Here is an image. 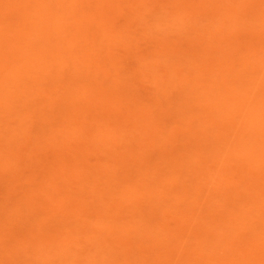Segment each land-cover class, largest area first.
<instances>
[{
	"label": "rangeland",
	"instance_id": "374dc122",
	"mask_svg": "<svg viewBox=\"0 0 264 264\" xmlns=\"http://www.w3.org/2000/svg\"><path fill=\"white\" fill-rule=\"evenodd\" d=\"M38 1L0 0V264H264V0Z\"/></svg>",
	"mask_w": 264,
	"mask_h": 264
},
{
	"label": "bare ground",
	"instance_id": "6f19581e",
	"mask_svg": "<svg viewBox=\"0 0 264 264\" xmlns=\"http://www.w3.org/2000/svg\"><path fill=\"white\" fill-rule=\"evenodd\" d=\"M39 1H42V0H39ZM39 1H38V2H39ZM44 1H45V0H43L42 2H44ZM100 1H101V0H100ZM105 1H106V0H105ZM35 2H36V0H35ZM35 2H34V3H35ZM78 2H79V1H78ZM101 2H102V1H101ZM40 4H42V3L40 2ZM94 4H95V3H94ZM34 5H38V6L36 7V8H37V10H36L37 13H38V11L41 10L40 8L43 7V4H42L41 6H39V4H38L37 2H36V4H34ZM44 5H45V4H44ZM110 5H111V4H110ZM228 5H229V4H228ZM38 7H39V8H38ZM44 7H45V6H44ZM96 7H97V6H96ZM99 7H101V6H99ZM32 8H33V7H32ZM73 8H74V7H73ZM72 10H73V9H72ZM84 12H85V11H84ZM35 13H36V12H35ZM86 13H87V12H86ZM263 14H264V13H263ZM84 15H85V14H84ZM86 15H87V14H86ZM66 16H67V15H66ZM62 17H63V16H62ZM57 18H58V17H57ZM64 18H65V17H64ZM64 18H63V19H64ZM97 18H98V17H97ZM53 19H55V18H53ZM53 19H52V18H49L48 20H49V21H53ZM76 19H77V18H76ZM80 19H81V18H80ZM56 20H57V19H56ZM223 20H224V19H223ZM230 20H231V19H230ZM54 21H55V20H54ZM47 22H48V21H47ZM48 23H50V22H48ZM60 23H61V21H60ZM64 23H65V22H64ZM57 24H58V23H57ZM57 24H56L55 26H58ZM71 24H73V23H71ZM43 25H44V24H43ZM65 25H67V24H65ZM256 25H257V24H256ZM55 26H54V28H55L54 30H55V32L57 33L58 30L56 31V27H55ZM59 26H60V25H59ZM59 26H58V27H59ZM58 27H57V29H58ZM100 28H101V27H100ZM63 29H64L63 26H62V28L60 27V30H63ZM82 29H83V27H82ZM252 30H253V29H252ZM2 31H4V29H3ZM101 32H102V30H101ZM1 33H3V32H1ZM59 33H61V31H59ZM57 34H58V33H57ZM55 35H56V34H55ZM87 35H88V34H87ZM110 35H111V34H110ZM57 36H58V35H57ZM57 36H56V38H57ZM59 36H60V34H59ZM90 38H91V37H90ZM74 39H75V38H74ZM84 39H85V38H84ZM82 40H83V39H82ZM25 41H27V40H25ZM5 42H6V41H5ZM25 43H26V42H25ZM29 43H30V42H27L26 45L29 46V45H30ZM61 43H62V42H61ZM252 44H253V43H252ZM1 45H2V44H0V48L3 46V45H2V46H1ZM18 45H19V44H18ZM60 45H61V44H60ZM258 45H259V44H258ZM16 46H17V45H16ZM20 46H21V45H19L18 47H20ZM27 46H25V44H24V46H23V47L21 46V47L24 48V47H27ZM65 46H66V45H65ZM260 46H261V45H260ZM21 47L17 49V51H19V52H16L17 54H16V53L14 54V55H16V56H15V57H16L15 59L18 58V57H17V55H19L18 53H22V52H21L22 50H19V49H21ZM75 47H76V45H75ZM183 48H184V47H183ZM249 48H250V47H249ZM1 49H2V48H1ZM1 49H0V50H1ZM6 49H7V48H6ZM10 49H11V48H10ZM3 50H5V49H3ZM3 50H2V51H3ZM7 50H8V49H7ZM30 50H31V49H30ZM72 50H73V49H72ZM94 50H95V49H94ZM14 51H15V50H14ZM27 51H28V49L26 50V52H27ZM75 51H76V50H75ZM108 51H109V50H108ZM259 51H260V50H259ZM12 52H13V50H12V51L9 50L8 57H12V56H13V53H12ZM11 53H12V54H11ZM0 54H1V51H0ZM3 54H4V53H2L1 57L3 56V57L5 58V56H4ZM22 54H23V53H22ZM25 54H26V53H24L23 55H25ZM257 54H258V53H257ZM9 55H11V56H9ZM100 56H101V55H100ZM243 56H244V55H243ZM21 57H22V56H21ZM245 57H246V56H245ZM6 58H7V56H6ZM247 58H248V57H247ZM247 58H245V59H247ZM1 59H2V58H1ZM8 59H9V58H8ZM20 59H21V58H18L17 61H18V62H19V61L22 62L23 60H20ZM102 59H103V58H102ZM114 59H115V58H114ZM114 59H113V60H114ZM2 60H3V59H2ZM2 60H0V61H2ZM4 60H5V59H4ZM4 60H3L2 62L5 63L6 61H4ZM14 61H16V60H14ZM24 61H25V60H24ZM255 61H257V60H255ZM7 62H10V61L7 60ZM20 62H19V63H20ZM27 62L29 63L30 60H28ZM49 62H50V61H49ZM234 62H235V61H234ZM252 62H253V61H252ZM261 62H262V61H261ZM15 63H16V62H15ZM22 63H23V62H22ZM55 63H56V62H55ZM7 64H8V63H7ZM7 64H6V65H7ZM17 64H18V63H17ZM17 64H16V65H17ZM24 64H25V62L23 63V65H24ZM26 64H27V63H26ZM260 64L262 65L263 63H260ZM260 64H259V65H260ZM2 65H3V64H2ZM6 65H5V66H6ZM229 65H230V64H229ZM261 65H260V66H261ZM3 66H4V65H3ZM5 66H4V67H5ZM12 66H13V65H12ZM201 66H202V65H201ZM257 66H258V65H257ZM263 66H264V64L262 65V67H263ZM7 67H9V69H10V66H6V68H7ZM19 67H20V65H19ZM19 67H18V68H19ZM56 67H57V66H56ZM12 68H13V67H12ZM14 68L17 69V66L15 67V64H14ZM20 68H23V67H20ZM257 68L259 69V68H261V67H256V69H257ZM3 69L5 70V68H3ZM59 69H60V68H59ZM261 69H262V68H261ZM263 69H264V68H263ZM17 70H18V69H17ZM19 70L21 71V69H19ZM19 70H18V71H19ZM197 70H198V69H197ZM201 70H202V69H201ZM8 71H9V70H6V72H8ZM15 71H16V70H15ZM251 71H252V70H251ZM260 71H261V70H260ZM10 72H11L12 74H14V72H12V69H10ZM10 72H8V73H10ZM197 72H198V71H197ZM220 72H221V71H220ZM262 72H263V71H262ZM262 72H261V73H262ZM8 73H7V75H8ZM17 73H18V72H17ZM256 73L258 74V70H257ZM4 74H5V73H4ZM91 74H92V73H91ZM245 74H246V73H245ZM251 74H252V73H251ZM262 74H263V73H262ZM5 75H6V74H5ZM7 75H6V77H9V75H8V76H7ZM253 75H254V74H253ZM91 76H92V75H91ZM263 76H264V74H263ZM12 77H13V76H12ZM215 77H216V76H215ZM239 77H240V76H239ZM251 77H253V76L251 75ZM251 77H250V78H251ZM256 77L258 78L259 75H257ZM256 77L254 78V82H255ZM241 78H242V77H241ZM241 78H240V80H241ZM250 78H249V79H250ZM83 79H84V78H83ZM260 79H261V80H260ZM260 79H256V80L259 81V84H260V82H262V80H264V79H262V77H261ZM244 80H245V79H244ZM252 80H253V79H252ZM229 81H230V80H229ZM242 81H243V79H242ZM245 81H246V80H245ZM258 81H257V83H258ZM251 82H252V81H251ZM263 82H264V81H263ZM83 83H84V82H83ZM98 83L100 84L101 82H97L96 84H97L99 87H101V90H102L103 87H102L101 85H99ZM230 84H231V83H230ZM254 84L256 85V83H253V86H255ZM259 84H258V85H259ZM97 85H96V87H97ZM238 85H241V84H238ZM72 86H73V85H72ZM241 87H242V86H241ZM86 88H87V87H86ZM225 88H226V87H225ZM244 88H245V87H244ZM247 88H248V87H247ZM258 88H259V87H258ZM258 88H257V89H258ZM66 89H67V88H66ZM72 89H73V88H72ZM245 89H246V88H245ZM262 89H263V87H262ZM252 90H253V89H252ZM252 90L249 89V91H252ZM70 92H71V91H70ZM70 92H69V93H70ZM263 92H264V91H262L261 93L264 94ZM12 93H13V92H12ZM241 93H242V91H241ZM251 93H252V92H251ZM253 93H256V92H253ZM258 93H259V91H258ZM77 94H78V93H77ZM95 94H96V93H94L93 95H95ZM245 94H246V93H245ZM247 94H248V93H247ZM75 95H76V94H75ZM253 95H254V94H253ZM236 96H237V95H236ZM247 96H248V95H247ZM249 96H252V95H249ZM249 96H248V97H249ZM69 97H70V96H69ZM79 97H80V96H79ZM211 97H212V95H211ZM215 97H216V95H215ZM218 97H219V96H218ZM243 97H244V96H243ZM245 97H246V96H245ZM245 97H244V98H245ZM259 97H260V96H259ZM259 97H258V98H259ZM261 97H262V96H261ZM81 98H82V97H81ZM88 98H89V97H88ZM249 98H250V97H249ZM249 98H248V100H247V97H246V101H248V102H247V105H248V104L250 105V103H249L250 101L252 102V100H250ZM212 99H214V98L212 97ZM259 99H261V98H259ZM73 100H74V99H73ZM91 100L93 101V99H91ZM240 100H241V99H240ZM249 100H250V101H249ZM261 100L263 101L264 98H262ZM185 101H186V100H185ZM254 101H255V100H254ZM257 101H258V100H257ZM201 102H202V101H201ZM203 102H204V100H203ZM215 102H216V101H215ZM240 102H241V101H240ZM244 103H245V100H244ZM263 103H264V101H263ZM263 103H262V104H263ZM194 105H195V104H194ZM204 105H205V104H204ZM245 105H246V103H245ZM245 105H244V106H245ZM220 106H222V105H220ZM223 106H224V104H223ZM237 106H238V105H237ZM237 106H236V107H237ZM263 106H264V104H263ZM263 106H262V107H263ZM246 107H247V106H246ZM250 107H251V106H249V109H250ZM239 108H240V107H239ZM254 108H255V107H254ZM254 108H253V109H254ZM257 108H258V107L256 106V109H257ZM261 109H262V108H261ZM261 109H258V110H260V113H263V112H264V109H262V112H261ZM59 110H60V109H59ZM238 110H239V109H238ZM244 110H245V109H244ZM244 110H243V111H244ZM213 112H214V111H213ZM249 112H250V111H249ZM252 112H253V111H252ZM71 114H72V113H71ZM71 114H70V115H71ZM253 114H254V113H253ZM241 115H242V113H241ZM241 115H240V116H241ZM224 116H225V115H224ZM243 116H245V115H243ZM263 116H264V115H263ZM205 117H206V116H205ZM227 117H228V116H227ZM233 117H234V116H233ZM236 117H237V116H236ZM236 117H235V118H236ZM238 117H239V116H238ZM253 117H254V116H253ZM247 118H249V117H247ZM71 119H72V118H71ZM71 119L68 120V121H69V122L71 121L70 123H73V121H72ZM220 119H221V118H220ZM253 119H254V118H253ZM74 120H75V119H74ZM114 120H115V119H114ZM76 121H77V120H76ZM115 121H116V120H115ZM249 121H251V120H249ZM257 121H258V120H257ZM254 122H255V121H254ZM76 123H77V122H76ZM78 123H79V121H78ZM262 123H263V121H262ZM85 124H86V123H85ZM85 124H84V125H85ZM87 124H88V123H87ZM252 124H253V123H252ZM256 124H257V123H256ZM259 124H260V122H259ZM84 125H83V127H84ZM260 125H261V124H260ZM87 126H88V125H86V128H87ZM89 126H90V125H89ZM235 126H236V125H235ZM96 127H97V126H96ZM238 127H239V125H238ZM254 127H255V126H254ZM259 127H260V126H259ZM97 128H98V127H97ZM103 128H104V127H103ZM250 128H251V127H250ZM257 128H258V127H257ZM261 128H262V127H261ZM73 129H74V131H73ZM73 129L70 131V133H71V132L74 133L76 129H77V130L79 129V127L76 128V129H75V128H73ZM105 129H106V128H104V131H105ZM77 130H76V133H77ZM243 130H244V129H243ZM254 130H255V129H254ZM78 131H80V130H78ZM248 131H249V130H248ZM259 131H260V130H259ZM251 132H252V131H251ZM65 133H66V132H65ZM65 133H64V134H65ZM78 133H79V132H78ZM243 133H244V132H243ZM248 134H249V133H248ZM248 134H247V135H248ZM260 134H261V133H260ZM262 134H263V133H262ZM60 135H61V137H62V136H63V133H60ZM60 135H58L57 138H58ZM233 135H234V134H233ZM242 135H243V134H242ZM259 136H260V135H259ZM259 136H258V137H259ZM61 137H60V140L63 141V137H62V139H61ZM65 137H66V136H64V138H65ZM66 138H67V137H66ZM64 140H65V139H64ZM262 140H263V139H262ZM56 141H57V139H56ZM260 141H261V140H260ZM58 142H59V141H57V143H58ZM65 142H66V141H65ZM258 142H259V141H258ZM243 143H244V142H243ZM246 143H247V142H246ZM254 143H255V142H254ZM261 144H262V143H261ZM262 145H263V144H262ZM70 146H71L70 148L73 147L72 145H70ZM204 146H205V145H204ZM261 148H262V147H261ZM61 149H62V148L58 149V151L60 150V152H61ZM73 149H74V147H73ZM254 149H255V148H254ZM257 150H258V149H257ZM58 151H57V152H58ZM62 151L64 152V149H62ZM61 153H62V152H61ZM262 155H263V154H262ZM259 156H260V154H259ZM251 157H252V156H251ZM223 160H224V159H223ZM262 160H263V159H262ZM59 161L62 162V159H61V160L59 159ZM59 161L56 160L53 166L56 167L55 164L57 165ZM78 161H79V160H78ZM228 161H229V160H228ZM233 161H234V159H233ZM251 161H252V160H251ZM75 162H76V161H75ZM72 163H73V162H72ZM68 164H69V163H68ZM73 164H74V165H73V166H74V169L77 168V167H76L77 165H76L75 163H73ZM98 164H99V163H98ZM106 164H107V163H106ZM113 164H114V163H113ZM139 164H140V163H139ZM257 164H258V163H257ZM240 165H241V164H240ZM244 165H245V164H244ZM260 165H261V164H260ZM66 166H67V165H66ZM69 166L73 167L72 164H71V165L69 164ZM104 166H105V165H104ZM242 166H243V165H242ZM54 167H53V168H54ZM69 168H70V167H69ZM51 169H52V168H51ZM62 169L64 170V168H62ZM62 169H61V171L63 172ZM66 169H67V168H66ZM249 169H250V167H249ZM244 170H245V169H244ZM253 170H254V169H253ZM68 171H69V172H70V171L72 172L73 169H71V170L67 169V172H68ZM74 171H75V172L77 171L78 173L80 172V171H78L77 169L74 170ZM195 171H196V170H195ZM67 172H66V174H67ZM71 172H70V174H68L69 176L71 175ZM106 172H107V171H106ZM207 172H208V171H207ZM57 173H58V172H57ZM80 173H81V172H80ZM252 173H253V172H252ZM254 173H255V172H254ZM66 174L63 175V173H62V175H61V174H60V175L63 177V176H67ZM83 174H84V173H83ZM96 174H97V173H96ZM224 174H225V173H224ZM250 174H251V173H250ZM256 174H257V173H256ZM57 175H58V174H57ZM86 175H87V174H86ZM86 175H84V176L81 175V176H82L81 178H83V177L88 178V177H87L88 175H87V176H86ZM209 175H210V174H209ZM239 175H240V174H239ZM54 176H55V175H54ZM73 176H76V177H77V174H76V175L74 174ZM73 176L71 177L72 180H70V181H73V180H74L72 183L75 182V177H73ZM212 176H213V175H212ZM50 177H51V174H50ZM57 177H58V178H57ZM78 177L80 178V176H78ZM234 177H236V176H234ZM53 178H54V177H53ZM55 178H56V180H58V179H59V175H58V176H55ZM67 178H68V177H67ZM73 178H74V179H73ZM123 178H124V177H123ZM64 179H65V178H64ZM83 179H84V178H83ZM240 179H241V178H240ZM43 180H44V179H43ZM47 180H48V179H47ZM51 180H52V179H51ZM77 180H78L77 183L79 184V181H81V180H80V179H77ZM58 181H59V180H58ZM63 181H64V180H63ZM202 181H203V180H202ZM45 182H46V181H45ZM60 182H62V179L60 180ZM67 182H68L67 180L64 181V183H67ZM48 183H49V182H48ZM52 183H53V182H52ZM38 184H39V182H38ZM41 184H42V182H41ZM41 184H40V185H41ZM43 184H45V183H43ZM68 184H70V183L68 182ZM78 184H77V185H78ZM81 184H82V183H80V185H81ZM123 184H124V183H123ZM241 184H242V183H241ZM77 185H76V186H77ZM80 185L77 186L76 188H77V189H80V188H78V187H80ZM205 185H206V184H205ZM257 185H258V184H257ZM30 186H31V185H30ZM33 186H34V185H33ZM47 186H49V185H47ZM73 186H74V185H73ZM124 186H125V185H124ZM127 186H128V185H127ZM214 186H215V185H214ZM245 186H246V185H245ZM259 186H260V185H259ZM259 186H258V189L260 188ZM246 187H248V185H247ZM32 188H33V187H32ZM49 188H50V187H49ZM49 188H48V189H49ZM131 188H132V187H131ZM41 189H42V188H41ZM71 189H75V186L72 187ZM77 189H75V190H77ZM94 189H95V188H94ZM125 189H127V188H125ZM125 189H124V190H125ZM128 189L130 190V188H128ZM141 189H142V188H141ZM98 190H99V189H98ZM124 190H123V191H124ZM243 190H245V188H244ZM31 191H32V190H31ZM35 191H36V190H35ZM39 191H40V190H39ZM112 191H113V190H112ZM166 191H167V190H166ZM252 191H253V189H252ZM263 191H264V190H263ZM47 192H48V191H47ZM71 192H72V191H71ZM94 192H95V191H94ZM136 192H137V191H136ZM36 193H37V192H36ZM96 193H97V192H96ZM120 193H123V192L121 191ZM126 193H127V196H130V195L132 194L130 191H129V193H128V191H127ZM126 193H125V191H124V194H126ZM30 194H31V193H30ZM48 194H49V193H48ZM48 194H47V195H48ZM124 194H123V195H124ZM249 194H250V193H249ZM258 194H259V193H258ZM261 194H263V193H261ZM91 195H93V194L91 193ZM102 195H103V193H102ZM152 195H153V194H152ZM95 196H96V194H95ZM100 196H101V194H100ZM103 196H104V195H103ZM118 196H120V195H118ZM257 196H258V195H257ZM257 196H256V198L259 197V200H260L261 198H262V199L264 198L263 196H262V197H260V196L257 197ZM33 197H34V196H33ZM101 197H102V196H101ZM115 197H116V196H115ZM130 197H131V196H130ZM217 197H218V196H217ZM28 198H31V196H29ZM48 198H50V195H49ZM116 198H117V197H116ZM124 198H126V196H125ZM185 198H186V197H185ZM219 198H220V197H219ZM51 199H52V198H51ZM53 199H54V200H59V198H58V199H55L54 197H53ZM53 199H52V200H53ZM61 199H62V198H61ZM178 199H179V198H178ZM178 199H175V200L177 201ZM262 199H261V200H262ZM34 200H35V199H34ZM113 200H114V199H113ZM125 200H126V199H125ZM102 201H103V200H102ZM107 201H108V200H107ZM109 201H110V200H109ZM115 201H116V200H115ZM120 201H122V199H120ZM249 201H250V200H249ZM252 201H253V199H252ZM252 201H251V202H252ZM58 202H59V201H58ZM104 203H105V202H104ZM107 203H108V202H107ZM259 203H260V202H259ZM51 204H52V203H48L47 206L49 207ZM172 204H173V203H172ZM245 204H246V203H245ZM249 204H250V203H249ZM117 205H118V203H117ZM251 205H252V204H251ZM262 206H263V203H262ZM49 208H50V207H49ZM74 208H75V207H74ZM188 208H189V207H188ZM227 208H228V207H227ZM260 208H261V209H260ZM260 208H259L260 210H264V209H262V208H264V207H260ZM70 209H71V208H70ZM229 209H230V208H229ZM232 209H233V208H232ZM240 209H241V208H240ZM256 209H257V207H256ZM64 210H67V211H68L69 209L65 208ZM102 210H103V209H102ZM244 210H245V209H243V211L240 212V213H243V214H240V215H242V218H241L240 215H239V217H240L242 220H243V218H245V217L249 214V211L247 212L248 214H245V213H246V210H245V213H244ZM253 210H254V209H253ZM192 212H193V211H192ZM193 213H194V212H193ZM218 213H219V212H218ZM258 213H259V212L257 211L256 215H258ZM89 214H90V213H89ZM186 214H187V213H186ZM236 214H237V213H236ZM252 214H253V213H251L250 216H252ZM81 215H82V214H81ZM83 215H84V213H83ZM103 215H104V214H103ZM187 215H188V214H187ZM234 215H235V214H234ZM244 215H246V216L244 217ZM259 215H260V214H259ZM235 216H237V215H235ZM183 217H184V216H183ZM254 217H255V216H254ZM254 217H253V216H252V217L247 216V217L245 218V220H247V223H249V225H250L251 223L249 222V219H248V218L252 219V218H254ZM185 218H186V217H185ZM83 219H84V218H83ZM85 219H86V218H85ZM233 219H234V218H233ZM241 219H240V220H241ZM261 219H262V218H261ZM238 220H239V219H238ZM245 220H243V221L246 222ZM252 220H253V219H252ZM252 220H250V221H252ZM183 221H184V220H183ZM104 222H105V221H104ZM185 222H186V221H185ZM241 222H242V221H241ZM233 223H234V221H233ZM242 223H243V222H242ZM107 224H108V223H107ZM109 224H110V223H109ZM183 224H184V223H183ZM191 224H192V223H191ZM209 224H210V223H209ZM184 225H185V224H184ZM184 225H183V226H184ZM186 225H187V224H186ZM234 225H235V224H234ZM240 225H241V224H239V227H240ZM245 225H246V224H245ZM245 225H241V226L243 227V226H245ZM247 225H248V224H247ZM249 225H248V226H249ZM187 226H188V225H187ZM191 226H192V225H191ZM236 227H238V226L236 225ZM239 227H238V228H239ZM245 227H247V226H245ZM245 227H243V229H245ZM192 228H193V227H192ZM252 228H253V227H252ZM126 229H127V228H126ZM184 229H185V228H184ZM184 229H183V231H184V233H186V232H185L186 230H184ZM193 229H195V226H194ZM236 229H237V228H236ZM188 230H190V229H188ZM237 230H238V229H237ZM251 230H252V229H250V231H251ZM113 231H114V230H113ZM252 231H253V230H252ZM199 232H200V231H199ZM116 233H117V232H116ZM181 233H182V231H181ZM181 233H180V235H181ZM184 233H183V234H184ZM192 233H194V232H192ZM194 234H195V233H194ZM240 234H242V233H240ZM216 235H217V234H216ZM238 235H239V234H238ZM243 235H244V234H243ZM186 236H188V234H187ZM191 236H192V235H191ZM194 236H195V235H194ZM190 238H191V237H190ZM192 238H193V237H192ZM181 239H182V238H181ZM243 239L245 240V237H244ZM211 240H212V239H211ZM230 240H231V239H230ZM244 240L242 241L243 243H241V242H240V241H241V238L239 237V239H238L237 242H238L239 245L245 244L244 246H246V243L244 242ZM183 242H184V241H183ZM186 242H188V241H186ZM203 242H204V241H203ZM260 242H261V241H260ZM249 243H251V242L249 241ZM249 243H248V244H249ZM181 244H182V243H181ZM183 245H184V244H183ZM193 245H194V244H193ZM236 245H237V244H236ZM236 245H235V246H232V247H236L235 250L238 249V247H237ZM173 247H174V246H173ZM232 247H231V248H232ZM229 248H230V247H229ZM241 248H242V246H241ZM244 248H245V247H244ZM247 249H248V248H247ZM259 249H260V248H259ZM262 249H263V248H262ZM253 252L256 254L257 249H256L255 251H253ZM251 253H252V252H251ZM251 253L247 254V256H250ZM254 253H253V254H254ZM243 254H244V253H243ZM255 254H254V256H255L254 258H253V255L250 256V257H252L253 259H257V258L259 259L260 256L256 257V255H260V254H259V253H257L256 255H255ZM214 255H215V254H214ZM243 256H244V255H243ZM261 256H263V254H262ZM214 257H215V256H214ZM214 257H213V258H214ZM217 257H218V256H217ZM260 258L262 259V257H260ZM215 259H216V257H215ZM253 259H252V260H253ZM258 259H257V260H258ZM168 260H169V259H168ZM202 260H203V259H202ZM213 260H214V259H213ZM232 260H233V259H232ZM250 260H251V258H250ZM262 260H263V259H262ZM204 261H205V259H204ZM263 262H264V261H263ZM171 263H172V262H171ZM248 263H253V262H252V261H251V262L249 261ZM256 264H258V263H256Z\"/></svg>",
	"mask_w": 264,
	"mask_h": 264
}]
</instances>
